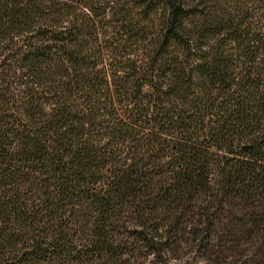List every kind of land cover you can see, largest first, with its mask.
<instances>
[{
    "label": "trees",
    "instance_id": "trees-1",
    "mask_svg": "<svg viewBox=\"0 0 264 264\" xmlns=\"http://www.w3.org/2000/svg\"><path fill=\"white\" fill-rule=\"evenodd\" d=\"M219 1L134 0L133 15L119 0L105 41L111 70H99L82 39L92 17L78 13H100L96 0H0V48L10 51L0 78L15 61L27 80L18 104L0 84V264H121L128 247L114 238L129 219L135 239L161 251L191 208L209 233L223 197L264 203V35ZM135 125L153 137L138 140ZM111 139L127 151L114 153ZM254 224L264 230V212Z\"/></svg>",
    "mask_w": 264,
    "mask_h": 264
},
{
    "label": "rangeland",
    "instance_id": "rangeland-1",
    "mask_svg": "<svg viewBox=\"0 0 264 264\" xmlns=\"http://www.w3.org/2000/svg\"><path fill=\"white\" fill-rule=\"evenodd\" d=\"M134 0H128L127 10L133 15L137 13V8H133ZM119 0H96L95 6L101 9L100 13L93 12L88 6L79 5L78 13H84L92 17L90 35L82 38L87 42V55L90 59H95L98 69H110L112 53L107 50L105 41H110L113 35V29L117 25L112 23V13L117 7ZM219 3L223 12L230 14L235 19L243 18L244 23L252 30L261 32L264 35V0H220ZM241 13V14H240ZM133 17V16H131ZM13 36L10 49L23 44L22 38ZM7 39L0 40V47L4 48ZM144 42H137L130 47V55L136 60L138 75L143 78L146 74L144 54L142 48ZM3 51L0 48V62L9 50ZM130 56H117L114 62L115 69H123L125 61ZM17 62H11L14 67L13 72L7 73L6 77L0 78V84L6 87V93L10 101L18 104L23 99V92L27 84L25 75L17 70ZM9 65L10 62H7ZM114 69V70H115ZM123 72V70H121ZM121 72H117L120 75ZM110 73V72H109ZM112 83V78H109ZM115 101L118 99L113 98ZM81 99L78 97V103ZM100 101L102 98L100 97ZM118 105V104H117ZM111 107V106H109ZM112 109V108H109ZM103 111V110H102ZM100 111V112H102ZM115 113L122 114V108L117 106ZM141 125V124H139ZM146 127V128H145ZM132 134L138 140H148L153 137L152 132L147 126L139 127L135 125ZM96 140L101 145L107 142V136L103 129L95 133ZM130 139V138H128ZM121 139H111L112 151H127L126 145ZM101 182L103 185L109 180L108 173L101 172ZM240 194H229L223 197L219 202L214 204L209 210L214 217L213 230L209 233H200L197 215L194 209L188 215L183 216L181 223L175 229H180V234H171V239L167 241L166 247L161 251H153L145 246L142 241L135 239L134 231L141 227L131 219L126 222V229L116 236L114 240L117 244H123L128 247L121 255L123 262L121 264H264V230H258L254 224L257 213L264 212V203L256 202L257 199L250 197L251 194L246 192ZM249 197V199H248ZM220 197L217 196V200ZM159 216V215H157ZM158 218H161L160 216ZM258 218V217H257ZM164 226V225H162ZM260 228H263L260 226ZM127 230V231H126ZM197 230V234H196ZM175 231V230H174ZM87 235V229L77 236L78 240H84ZM107 260L92 261L91 264H106ZM90 264V263H89Z\"/></svg>",
    "mask_w": 264,
    "mask_h": 264
}]
</instances>
